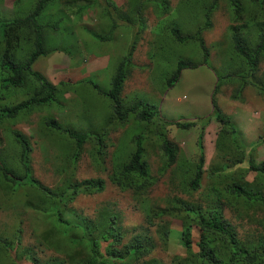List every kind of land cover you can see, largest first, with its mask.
Listing matches in <instances>:
<instances>
[{"label":"trees","instance_id":"trees-1","mask_svg":"<svg viewBox=\"0 0 264 264\" xmlns=\"http://www.w3.org/2000/svg\"><path fill=\"white\" fill-rule=\"evenodd\" d=\"M78 1L36 0L30 8H24L23 0H14L13 17L0 19V128L62 98L60 87L68 84L52 83L34 70L33 64L49 51L45 31L54 27L65 33H78L77 29L70 32L69 26L92 8L91 2L98 0ZM97 3L104 6L101 15L109 24L107 31L97 32L99 40L114 41L118 20L129 24L130 16L136 18L138 30L142 31L145 27L143 11L145 5L151 3L157 17L155 29L158 27L160 34L169 36L171 43L193 45L195 50L196 45L201 50L200 61L181 57L175 60L165 78L164 88H171L185 69L207 66L209 52L203 33L212 28L219 6H225L231 22L223 38L225 60L216 69L217 80L226 79L237 84L238 91L247 87L264 93V73L260 70L264 60V0H177L172 12H167L170 0H136L129 10L122 11L113 0ZM51 9L55 12H50ZM164 22L166 26L161 31ZM136 41H131L119 60L108 92L87 78L80 82H89L110 101L121 94ZM170 52L168 48L165 50L168 63ZM142 100L137 98L123 103L118 115L110 116L113 123L99 130L68 127L51 116L43 118L42 128L66 144L68 169H74L85 144L90 145L94 165L103 169L107 168L105 163L110 156L108 148L114 146V140L109 137V131L115 130L112 126H124L129 122L135 129L139 127L137 133L134 129L133 134L125 135L126 141H119L111 157L108 177L120 191L134 199L136 207L142 211L143 222L124 227L120 213L106 202L94 216L82 214L72 203L79 194L104 191V180L96 177L78 181L66 176L58 184L45 185L34 173L28 137L13 130L15 151L0 162V187L10 190L7 195L19 191V206L5 198L11 202V209L19 214L33 212L39 219L32 227L26 225L33 238L30 244L24 241L22 217L9 233H0V264H264V161L256 162L244 152L243 146L238 144L242 140L247 145L240 129L216 103L212 113L219 125L212 135L217 159L204 167L205 151L201 136H198L197 160L185 161L178 155L179 147L166 135L165 127L170 123L154 118L160 116L153 110L155 105ZM203 120L201 125L207 126L209 118ZM192 124L176 122L177 126L185 128ZM148 142H153L161 152L158 173L169 172L171 189L178 192L180 188L187 197L200 189L202 197L199 200L184 199L176 193L163 200L149 197L157 177L151 173L148 163L145 146ZM226 158L229 160L223 161ZM204 177L207 180L202 182ZM168 218L180 221L178 231L172 230ZM233 220L253 226L239 229ZM172 233L177 235L183 254H174L168 263L151 257L156 247L155 235L165 247ZM44 250H51L52 254H43Z\"/></svg>","mask_w":264,"mask_h":264},{"label":"rangeland","instance_id":"rangeland-1","mask_svg":"<svg viewBox=\"0 0 264 264\" xmlns=\"http://www.w3.org/2000/svg\"><path fill=\"white\" fill-rule=\"evenodd\" d=\"M35 1L23 0V7L30 8ZM85 1L90 0H80L77 3ZM113 1L121 11L126 10V8L129 10L131 5L136 4V0ZM97 2H91L90 5L93 9L85 11L82 18L69 26L70 32L74 29L79 31L75 33L76 36L65 33L63 30H56L54 27L45 31V33L56 34V37L46 36L45 44L49 51L45 56L39 57L35 61L33 68L41 70L54 84L61 81L63 84H68V86L60 87L63 91L62 98L64 100L60 98L59 102L43 106L29 115L18 117L15 122L2 125L0 128V162L6 156L14 153L15 145L12 131H20L28 137L31 143L30 153L33 170L35 175L45 182V185L58 184L66 176H71L78 181L96 177L104 180V191L92 195L81 194L72 203V206L81 211L82 214L93 215L96 208L106 202V205L110 208L113 207V210L120 213L124 227L129 228L143 222V214L136 207L130 195L120 191L110 182L108 177L110 172L109 157L106 159L107 169H99L94 165L90 145L85 144L80 158L73 167L74 169H68L69 152L66 144L57 135L42 128L43 118L51 116L68 127L76 126L78 129L84 130L102 129L113 123L110 116L118 115L123 103L128 102L132 95L157 106L160 116L166 121L188 120V122L195 123L194 127L188 128L177 127L172 122L168 125V138L179 147V156L189 160L195 158L197 152L195 142L201 127H203L202 141L210 147L206 153V165L208 162L211 164L217 159L215 147H212L214 138L212 132L215 126L219 125L212 113V106L216 103L224 113L231 115L233 120L237 122L243 140L247 144L244 145L242 140L238 143L243 146L244 152L252 156L256 162L264 161V139L260 136L263 125L264 93L247 87L238 91L235 83H230L226 79L217 80L219 74L216 69H219L225 60H223V54L226 47L223 38L231 22L230 13L225 6H219L213 17L212 28L204 33V44L209 52L207 66L185 69L179 80L171 88L164 90L165 78L169 76L175 60L181 57L188 61H200L202 60L201 50H198L196 45H194L195 50L193 45L182 46L171 43L169 36L160 34L157 31L158 27L155 29L157 17L155 9L152 8L154 4L151 3L146 4V9L143 11L145 27L142 31L138 30L136 18L130 16L129 24L123 20H118L119 27L117 26L115 30L116 39L114 41L99 40L97 38L99 33L97 32L107 31L109 24L106 23L108 21L103 20L101 15V10L106 3L103 2L104 6H102L101 3ZM176 2L177 0H170V4L167 5V12H172ZM15 10L14 0H0L1 20L13 17ZM50 12H55V9H51ZM174 17L173 15L172 18ZM81 25L83 28H80ZM165 26L166 23H162L160 30L162 31ZM131 39L137 41L132 53L129 74L124 83L125 88L122 95L116 94L115 97L110 98L111 108H107L106 102L103 100L107 95L97 92L89 82L81 83L80 80L85 78L92 80L99 85L102 91L108 92L115 67L126 53ZM47 46H62L61 52L63 51V53ZM167 48L171 50L169 63L168 56L165 54ZM224 56L227 57V55ZM260 70L264 73V60L260 64ZM32 93V91L29 93L30 97ZM108 103L110 104V101ZM206 117L209 118L208 125L199 126L198 123L204 118L203 122L206 121ZM7 126H9L8 129ZM112 127L115 130L109 131V137L114 140V146L108 148L110 157H112L119 141L121 139L126 141L125 135L133 134L135 129V126L129 125V122H126L124 126ZM139 130V127L135 129V133ZM210 138L212 140L208 141L207 139L210 140ZM147 144H149L147 154L150 169L152 174L157 177L149 197L163 200L165 197L176 193L184 199L199 200L202 197L201 190H197L192 197H187L180 188H178V192L171 189L168 182L169 172L163 175L158 173L161 165L160 151L153 142ZM247 146L251 147L248 149ZM228 160L229 158H226L223 161ZM251 177L249 176V178ZM206 180L207 178L204 177L203 182ZM2 188L0 187V233H9L18 224L19 217H22L24 218V241L29 244L32 243L33 238L29 235V229L26 228V225L32 227L37 224L39 216L30 211L20 214L18 211L16 213L10 208V205L12 202L19 206V191L13 195H7L10 190L3 188L4 191ZM14 209L18 208L15 207ZM169 220L172 230L178 231L180 229L178 221L174 218ZM232 222L238 225L239 229L243 227L244 230L253 226L239 220ZM177 240V235L172 233L169 244L163 247L155 235L156 247L150 256L168 263L174 254H183ZM43 254L49 255L52 254V251L44 250Z\"/></svg>","mask_w":264,"mask_h":264},{"label":"clouds","instance_id":"clouds-1","mask_svg":"<svg viewBox=\"0 0 264 264\" xmlns=\"http://www.w3.org/2000/svg\"><path fill=\"white\" fill-rule=\"evenodd\" d=\"M83 14H84V12H83ZM12 18V17H11ZM49 30V29H48ZM75 35V34H74ZM46 36L47 37H55V36H53L52 34H50V33H46V35H45V37H44V39H45V41H46ZM76 36V35H75ZM203 38H204V33H203ZM133 39H131V41H132ZM131 41H130V43H131ZM205 41V40H204ZM129 43V44H130ZM129 47V46H128ZM49 48H53V49H55V48H57L55 51H60L61 52V50L60 49H62L63 47L62 46H60V47H49ZM128 49V48H127ZM61 53H63V51L61 52ZM42 57V56H41ZM122 58V57H121ZM132 59V58H131ZM130 65H131V62H130ZM130 65H129V67H130ZM207 65V64H206ZM203 66H205V65H202V66H199V67H203ZM116 68V67H115ZM34 69V68H33ZM188 69H192V68H188ZM34 70H36V69H34ZM37 72H39V73H41V74H43L46 78H47V76L41 71V70H36ZM115 72V71H114ZM182 75V74H181ZM48 79V78H47ZM50 81V80H49ZM125 83V82H124ZM66 86H68V85H66ZM166 86V85H165ZM236 86H237V84H236ZM124 88H125V85L123 86V90H124ZM168 90L169 88H165L164 90ZM123 92V91H122ZM122 92H121V94L120 95H122ZM134 99H137V97H135V96H133L132 95V98L131 99H129V101L131 102V100H134ZM140 99V98H139ZM216 99V98H215ZM103 100L106 102V105H107V108L109 107V108H111V101L107 98V97H104L103 98ZM108 101H110V104L108 103ZM142 101H144V102H147L146 100H142ZM109 105V106H108ZM218 106V105H217ZM213 107V106H212ZM219 107V106H218ZM220 108V107H219ZM221 109V108H220ZM86 110H87V107H86ZM153 110H155V111H158V114H159V110H158V107L157 106H155V108L153 109ZM222 111V110H221ZM223 112V111H222ZM224 114H226V113H224ZM109 115V114H108ZM160 115V114H159ZM230 119H231V121L237 126V122L236 121H234L233 120V118L231 117V115H229V114H226ZM110 116V115H109ZM153 117H151V119H152ZM154 118H156L157 120H159V121H161V122H166V123H170L171 124V122H172V124H175L176 125V122H179V123H183V124H185V123H193L191 126H193L194 127V122H192V121H190V122H188V120H186V121H183V120H175V121H166L165 119H163L162 118V116H155ZM262 122H263V125H262V134H260V136L264 139V114H263V116H262ZM169 125V124H168ZM166 126L165 127V130H166V135H167V128L169 127V126ZM198 125L200 126L201 125V123H198ZM177 127H179V126H177ZM181 127V126H180ZM188 127H190V126H187L186 128H188ZM238 127V126H237ZM182 128H185V127H182ZM203 131V127H201V130H200V132H199V134H198V136H201V142H202V145H203V148H204V151H205V157H206V153H207V150H208V148H210V147H208L207 146V144L206 143H203V141H202V138H203V134H201V132ZM167 137H168V135H167ZM198 138V137H197ZM169 139V138H168ZM214 139H215V137L213 138V143H212V147H215L214 146ZM170 140V139H169ZM208 141H211L212 139L210 138V140L209 139H207ZM148 145L149 144H146L145 146H146V149L148 148ZM195 145H196V147H197V152H196V156H195V158L194 159H192V160H189V159H186L185 157H183V156H179V157H183V160H185V161H196L197 160V157H198V155H199V148H198V145H197V139H196V142H195ZM149 147H151V146H149ZM158 148V147H157ZM159 150V149H158ZM215 150H216V147H215ZM160 151V150H159ZM179 152V151H178ZM147 153H148V151H147ZM160 156H161V152H160ZM147 158H149L148 157V154H147ZM32 159H31V153H30V161H31ZM162 161V160H161ZM205 161H206V158H205ZM148 163H149V161H148ZM105 165H106V163H105ZM109 165H110V170H111V157L109 156ZM150 165V164H149ZM107 166V165H106ZM206 166H209V162H208V164L206 165V162L204 163V167H206ZM104 170H106L107 168H103ZM151 170V169H150ZM110 173V172H109ZM109 173H108V175H109ZM151 173H152V171H151ZM166 173V172H165ZM169 177V176H168ZM202 182H203V180H202ZM200 190V189H199ZM100 193V192H99ZM97 194V193H96ZM79 195H81V194H79ZM78 195V196H79ZM87 195V194H86ZM92 195V194H91ZM172 195H174V193L172 194ZM77 196V197H78ZM131 197V196H130ZM132 198V197H131ZM77 199V198H76ZM132 200L134 201V199L132 198ZM76 201V200H75ZM134 204H135V201H134ZM102 205H100V206H98L97 208H96V210H95V212H94V214L93 215H89V214H86V215H89V216H94L95 215V213H96V211L101 207ZM81 212V211H80ZM142 212V211H141ZM85 214V213H84ZM179 221V220H178ZM180 222V221H179ZM154 228V227H153ZM153 233H154V231H153Z\"/></svg>","mask_w":264,"mask_h":264},{"label":"crops","instance_id":"crops-1","mask_svg":"<svg viewBox=\"0 0 264 264\" xmlns=\"http://www.w3.org/2000/svg\"><path fill=\"white\" fill-rule=\"evenodd\" d=\"M91 9H93V8H91ZM90 8L88 9V10H91Z\"/></svg>","mask_w":264,"mask_h":264}]
</instances>
